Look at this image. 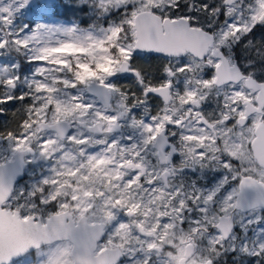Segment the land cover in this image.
I'll list each match as a JSON object with an SVG mask.
<instances>
[{"label":"snow or ice","instance_id":"obj_1","mask_svg":"<svg viewBox=\"0 0 264 264\" xmlns=\"http://www.w3.org/2000/svg\"><path fill=\"white\" fill-rule=\"evenodd\" d=\"M0 120V264H264V0H0Z\"/></svg>","mask_w":264,"mask_h":264},{"label":"flooded vegetation","instance_id":"obj_2","mask_svg":"<svg viewBox=\"0 0 264 264\" xmlns=\"http://www.w3.org/2000/svg\"><path fill=\"white\" fill-rule=\"evenodd\" d=\"M67 14L68 13H65L64 15L60 16L59 19L61 21H69V20H72V18H68L67 17ZM81 19H82V21H84L85 24L87 23L86 17L81 18ZM143 62H145V63H158L159 60L157 59L156 54H151V55H145V57L143 59Z\"/></svg>","mask_w":264,"mask_h":264},{"label":"trees","instance_id":"obj_3","mask_svg":"<svg viewBox=\"0 0 264 264\" xmlns=\"http://www.w3.org/2000/svg\"><path fill=\"white\" fill-rule=\"evenodd\" d=\"M62 11H63V9H62ZM62 11H61V12H62ZM71 15H72L71 13H68V14H67V17H68V18H71ZM77 15L80 16V15H82V14H77ZM73 18H75V17L72 16V19H73ZM80 18H84V16L82 15V16H80ZM81 20H82V19H81ZM12 107H13L12 105H9V108H10V109H11Z\"/></svg>","mask_w":264,"mask_h":264},{"label":"rangeland","instance_id":"obj_4","mask_svg":"<svg viewBox=\"0 0 264 264\" xmlns=\"http://www.w3.org/2000/svg\"><path fill=\"white\" fill-rule=\"evenodd\" d=\"M60 11H62V9L60 10ZM80 16H82V15H80ZM31 17V13H29V18ZM71 18H72V15H71ZM73 19H75V18H73ZM81 19V18H80ZM61 22H66V21H61ZM3 123V121L2 120H0V124H2Z\"/></svg>","mask_w":264,"mask_h":264}]
</instances>
